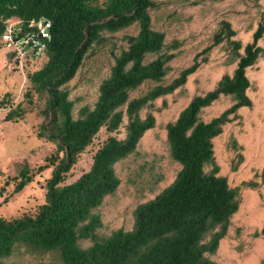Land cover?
Here are the masks:
<instances>
[{"label":"trees","instance_id":"1","mask_svg":"<svg viewBox=\"0 0 264 264\" xmlns=\"http://www.w3.org/2000/svg\"><path fill=\"white\" fill-rule=\"evenodd\" d=\"M156 6L155 0H107L103 5L98 0H0V39L8 19L46 16L52 20L48 59L31 75L33 90L27 96L32 100L37 93L44 98L45 120L39 134L56 142L62 152L38 210L13 218L0 216V264H9L4 259L19 247L35 253L57 251L63 264H219L207 254H215L226 236L231 217L240 206V192L229 185L227 177L217 174L213 139L224 125L240 117V108L252 105L246 70L264 54L258 44L264 35V21L243 54L239 53L241 42L232 39L236 31L231 22L221 21L212 42L200 54L227 40L239 61L232 75L225 74L215 88L195 96L177 119L167 124L170 155L181 165L174 181L137 206L131 230L117 229L106 237L97 233L102 221L95 210L120 184L115 164L134 153L144 133L155 126V116L149 113L141 119L140 111L182 87L200 66L198 54L178 76L163 82L175 54L164 51L165 33L153 28L150 11ZM133 24L138 25V32L127 35L128 45L100 84L94 106L83 107L80 116L74 117V102L64 86L75 77L93 46L105 40V33L114 34ZM149 55L155 57L148 60ZM146 82L155 85L131 97ZM222 95H231L235 102L220 115L203 121L202 110ZM24 112L23 107L15 109L6 120L17 119ZM124 114L128 117L126 136L106 139L90 168L63 184L78 155L100 129L117 130ZM208 164L213 166L210 172L205 170ZM28 172V165L20 169L12 193L23 190L30 180ZM7 185L8 181L0 186V198H8ZM259 233L264 236V224ZM82 239H90L92 244L83 248L79 244Z\"/></svg>","mask_w":264,"mask_h":264},{"label":"rangeland","instance_id":"2","mask_svg":"<svg viewBox=\"0 0 264 264\" xmlns=\"http://www.w3.org/2000/svg\"><path fill=\"white\" fill-rule=\"evenodd\" d=\"M98 1L103 5L107 0ZM155 1L157 6L150 11L153 28L165 33L164 51L175 54L168 62L163 82L178 76L198 54L200 66L182 87L157 98L140 111L141 119L152 113L155 126L144 133L134 153L115 164L120 184L95 210L102 221L97 229L99 237L109 236L117 229L131 230L137 206L153 199L174 181L181 165L170 155L167 124L175 121L195 96L215 88L225 74L232 75L239 61L227 40L200 54L212 42L221 21L231 22L236 31L232 39L242 44L240 54L253 40L259 23L264 21V0ZM137 32L138 25L133 24L114 34L105 33V40L88 52L75 77L64 86L74 102V117L80 116L83 107L94 106L100 84L110 74L116 56L128 45L127 35ZM258 44L264 48V35ZM10 55L0 39V186L8 181V198H0V216L5 218L38 210L45 202L47 180L62 156L56 142L39 134L40 124L45 120L44 98L37 93L32 100L27 96L33 90L31 75L45 64L47 53L13 69L9 66ZM154 57L149 55L147 59ZM246 74L251 82L247 94L252 105L240 108V117L224 125L223 131L213 139L215 162L219 166L217 174L227 177L229 185L238 187L240 192V206L231 217L226 236L215 254H207L219 264H264V236L259 233L264 224V54L247 68ZM154 85L155 82L144 83L131 97L143 94ZM234 102L231 95H222L202 110L200 118L209 121ZM22 107L26 112L21 117L6 120L7 114ZM127 123L128 117L124 114L117 130L109 132L103 126L78 155L63 184L73 182L90 168L96 150L106 139L111 136L123 139ZM24 165H28L30 180L22 191L12 193ZM212 168L208 164L205 170L210 172ZM79 244L86 248L92 240L82 239ZM4 262L63 264L57 251L35 253L24 247L17 248Z\"/></svg>","mask_w":264,"mask_h":264},{"label":"built area","instance_id":"3","mask_svg":"<svg viewBox=\"0 0 264 264\" xmlns=\"http://www.w3.org/2000/svg\"><path fill=\"white\" fill-rule=\"evenodd\" d=\"M51 28L52 20L46 16L6 21L1 41L11 54V69L23 66L27 60L42 57L47 53L52 40Z\"/></svg>","mask_w":264,"mask_h":264}]
</instances>
